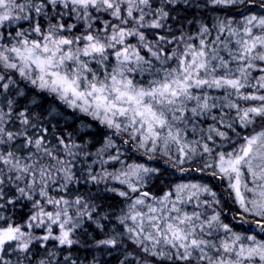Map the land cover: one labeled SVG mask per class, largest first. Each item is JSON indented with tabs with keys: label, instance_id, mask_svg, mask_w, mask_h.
<instances>
[{
	"label": "snow or ice",
	"instance_id": "6c2138e0",
	"mask_svg": "<svg viewBox=\"0 0 264 264\" xmlns=\"http://www.w3.org/2000/svg\"><path fill=\"white\" fill-rule=\"evenodd\" d=\"M105 256L264 264V0H0V264Z\"/></svg>",
	"mask_w": 264,
	"mask_h": 264
},
{
	"label": "trees",
	"instance_id": "16d2710c",
	"mask_svg": "<svg viewBox=\"0 0 264 264\" xmlns=\"http://www.w3.org/2000/svg\"><path fill=\"white\" fill-rule=\"evenodd\" d=\"M48 103H51V100L47 101L46 104H45V106H47ZM57 103H58V102H57ZM59 107H61V110H62V111H65L66 113H68L69 115H71L70 110H68V109H64L63 106H59ZM83 119L87 121L89 118H87V117H83ZM78 123H79V120H76L73 126H75V124H78ZM166 177H167V178L170 180V182H172V183H174V181L177 180V176L168 177L167 174H166ZM163 187H164V186L161 185L159 182H156L155 187H151V186H150V189H152L154 192H156V193H158V194H161V193H162V189H163ZM222 199L225 200V201L227 200V193H226V197L224 196V198H222ZM227 203L229 204V208H230V207L232 206L231 202L228 201ZM226 206H227V205H226ZM227 207H228V206H227ZM225 220H227L228 222H230L231 218L226 217ZM84 254H85V253H84L83 251H81V252L79 253V255H81V256H83ZM97 255H99V254H97ZM103 259H108V260H109V264H115L114 261H112L110 258H108V257H106V256L103 257Z\"/></svg>",
	"mask_w": 264,
	"mask_h": 264
},
{
	"label": "rangeland",
	"instance_id": "374dc122",
	"mask_svg": "<svg viewBox=\"0 0 264 264\" xmlns=\"http://www.w3.org/2000/svg\"><path fill=\"white\" fill-rule=\"evenodd\" d=\"M161 165H162V162H161ZM196 175H197V174H194V173L185 174L184 179L187 180L189 177H191V176H196ZM176 176H177V180L174 181V183H175V182H179V179H178L179 174H176ZM203 179H204V181H207L209 178H208V177H204ZM212 183L215 185L214 190L218 193V195H219L220 197H222V198H224V196L226 197V192L224 191V187H223V185H220V184H218V182H215V181H213ZM155 184H156V183H155ZM150 190H152V189H150ZM152 191H153V190H152ZM153 192H154V191H153ZM154 194H156V195H161L162 193H161V194H158V193L154 192ZM227 206L229 207V204H228V203H227ZM231 207H232V206H231ZM227 217L231 218L230 215L227 216ZM225 219H226V218H225ZM225 222H228V221L225 220ZM230 222H231V220H230Z\"/></svg>",
	"mask_w": 264,
	"mask_h": 264
}]
</instances>
